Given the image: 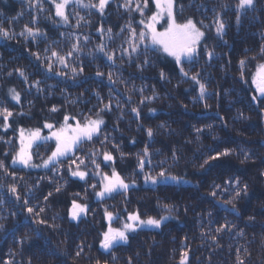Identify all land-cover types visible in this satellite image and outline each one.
Returning <instances> with one entry per match:
<instances>
[{"label":"trees","instance_id":"1","mask_svg":"<svg viewBox=\"0 0 264 264\" xmlns=\"http://www.w3.org/2000/svg\"><path fill=\"white\" fill-rule=\"evenodd\" d=\"M237 1L174 0L177 22L192 18L205 32L199 55L191 63H183L189 73L184 77L174 59L161 51L149 50L145 55L140 45L131 59L121 52V48L130 51L128 23L137 31L142 27L140 14L126 11L124 0H110L103 15L94 8L70 3L67 24L55 15L50 0H42V10L37 0H0V23L15 33L12 39L0 37V106L14 113L8 130L0 127V160L8 173L0 169V264H179L182 252L187 253L186 264H264V97L252 84L257 64L264 63L259 54L264 45V0H255L254 9L241 11L239 22ZM153 11L150 0L145 17ZM77 13L84 17L79 27ZM217 15L225 24L222 38L215 32ZM25 25L39 28L41 34L35 39L21 36ZM77 37L81 51L67 57L65 68L51 52L65 55ZM101 44L105 51L115 52L114 64L97 50ZM206 50L214 51L212 59ZM241 59L246 61L243 78ZM73 67L84 71L73 76ZM17 69L24 71L26 81ZM97 71L104 75L97 76ZM60 72L64 75L57 74ZM109 72L114 74L113 81L108 80ZM197 74L207 87L204 99H199V85L191 79ZM11 88L19 92V103L11 99ZM253 96L259 99L253 100ZM110 99L111 110L100 113L105 121L103 134L76 151V156L85 158L81 165L88 173L85 180L70 175L68 161L56 168H25L12 163L19 148L20 128L45 132V122L59 127L65 115L83 122L85 117L95 118ZM53 106L56 112L51 111ZM133 108L139 110V116ZM149 128L153 130L151 138ZM104 135L108 141L101 144ZM146 146L149 156L141 172L138 156H143ZM54 147V140L40 147L33 145V163H42L41 158L46 159ZM225 149L231 154L209 159ZM90 151L97 152L101 172L110 175L115 167L130 185L134 181V186L126 194L97 198L100 176L94 175ZM103 152L111 153L114 161H104ZM161 170L183 179L180 183L160 180L142 184L145 173L156 176ZM237 178L239 185L225 183ZM94 184L95 189L91 187ZM12 185L16 193L9 190ZM244 185L247 192L233 201L235 209L226 204ZM213 191L216 196L211 195ZM72 200L88 205L87 214L78 220L69 217ZM27 207L44 211L35 217ZM105 210L113 213L114 228L122 227L128 213L170 219L158 229L130 232L127 243L104 250L100 241L109 223ZM38 219L47 223L40 224ZM222 225L229 227L217 232Z\"/></svg>","mask_w":264,"mask_h":264},{"label":"snow or ice","instance_id":"2","mask_svg":"<svg viewBox=\"0 0 264 264\" xmlns=\"http://www.w3.org/2000/svg\"><path fill=\"white\" fill-rule=\"evenodd\" d=\"M31 3V0H29ZM50 2L55 7V15L60 17L61 20L67 24L69 22V16L66 14L67 6L72 4L80 5L84 8H94L96 9L101 15L104 14L106 6L109 5L110 0H97L96 3H92L89 0V3L84 4L82 0H50ZM150 0H136L135 7H132L133 0H124V4L122 7L131 13L132 11H136L140 14L141 19L139 20V24L142 27L137 31L136 28L132 27L131 22L128 23L127 29L129 32L128 44L129 49L121 48V52L123 54H127L129 59H131L132 53H137L139 51L140 44L144 45V52L147 55L148 51H161L167 56H170L174 59L175 63L179 66V71L182 76L187 77L189 73L185 71L183 67V63L185 61L191 63L197 55H199V47L201 41L205 38V32L202 30L201 27H198L197 23L192 19L188 18L186 21L182 23H178L173 11L174 0H151V3L155 6V11L151 13L150 16L145 17V10L149 9ZM37 5L41 7L42 10V0H37ZM255 7V0H238L236 5L237 9V22L240 20L239 13L241 11H245L248 9H254ZM2 15V14H0ZM79 17L77 20V27L80 26V21L84 20V17H80L79 13H77ZM165 20L166 26L163 30H158L157 25L162 21ZM15 19V18H14ZM36 17H33V22H35ZM11 23V21H9ZM203 25V21L199 22ZM215 23V32L218 38H222L224 35L225 24L217 15V18L214 21ZM204 27H207L204 25ZM99 31L103 32L104 29L101 28ZM111 33V29L107 30ZM124 29H121L123 32ZM39 28H32L27 25L24 26V30L20 33L21 36L32 37L33 39L36 38L37 35H40ZM15 33H10V31L3 27L2 23H0V37L5 39H12L14 38ZM77 43L72 45V49L68 51L65 55H61L59 52L53 50L51 52V56L55 57L56 60L63 65L65 68L68 67L67 57H71L74 52L81 51L79 46V37L76 38ZM85 42H87L88 37H84ZM99 52L103 53L104 56L109 61H112L113 64L115 63V52H107L105 51V46L103 44L98 46L97 49ZM47 51V49H45ZM205 54L209 59H212L214 56V51H205ZM260 55L264 56V45L261 46ZM33 55L36 56L37 59L40 58L39 53H34ZM255 59V57H253ZM145 64L148 63V60L145 59ZM246 61L241 59L239 61L241 67V78H243V68L245 66ZM49 71L52 70V64H48ZM73 76H75L78 72L83 73V67H80L78 70L77 68L73 67L72 69ZM19 75L27 80L25 73L21 69H17ZM59 75H64L63 72L57 73ZM11 75V73H9ZM97 76H103L104 74L97 71ZM113 73H108V80L113 81ZM160 76L162 79L166 78V75L163 71H161ZM191 79L199 85V99H204L207 91V87L204 83L200 81L197 75H192ZM39 81H36L35 84L38 86ZM252 84L256 87L257 92L260 94V97H264V63H258L256 66V71L252 76ZM39 90V89H38ZM142 91V89H141ZM9 95L12 100L16 103L20 102V94L16 91L15 88L9 89ZM97 97L99 98V94L97 93ZM152 98H155L154 96ZM151 99V98H145ZM253 100L259 99L257 96L252 97ZM103 102V101H101ZM143 102V101H142ZM111 99L109 100L108 104H105L103 108H101L97 113L96 117L93 118L91 116L85 117L84 121L81 122L76 117H70L65 115L63 118V122L60 123L59 127L54 125L53 123L45 122L43 125L44 129L49 130V135H42L41 128L35 129H28L25 130L24 128H20L19 131V148L15 152L12 157L13 164H20L25 168H56L57 165L62 164L64 161H68V171L71 176L78 177L80 180H85L88 176L86 171L81 170V165H85V158L76 156V151L79 150V147L84 143L92 142L94 139H98L102 133V126L105 124L103 117L100 115L101 112L110 111L111 110ZM207 107V105H205ZM117 107L119 105L117 104ZM58 109L53 106L51 111L56 112ZM154 111V110H152ZM132 112L136 113L139 116V110L137 108H133ZM14 115V113L8 108L0 106V127H2L5 131L11 126L9 123L10 118ZM75 121V123H70L69 121ZM163 126V125H162ZM200 129H197L199 132ZM147 135L149 138L153 136V130L151 128L147 129ZM0 140H3V137H0ZM55 142V147L51 151L50 155L47 156L46 159H42V163L35 164L33 163V155L31 149L33 145L40 147L41 144H46L49 141ZM108 141V136L104 135L103 140H101V144ZM7 143H11V141H7ZM114 147L119 150L118 145H114ZM103 156L104 161H114V157L109 152L100 153ZM231 154V150L225 149L222 153H217L214 156L209 157L210 160L218 159L220 156H227ZM7 155V154H6ZM123 153L121 156L123 157ZM175 155V154H174ZM88 156L91 157V163L95 165L96 172L94 175L100 176V191L95 192L97 198H104L105 196H111L113 193H120L126 194L130 187L134 186V181L130 185L125 179L121 176L119 172L116 171L115 167H112L111 174L109 175L106 172L100 171V164L96 161L97 152L90 151ZM149 156L148 147L146 146L143 150V156H138V168L141 172H143L145 167V158ZM248 157L245 156V159ZM151 162L150 160L148 161ZM205 164L208 163V160L204 161ZM75 166V167H73ZM0 169H3L6 174L7 167L3 160H0ZM59 170V169H57ZM14 176L15 174L12 173ZM22 179V178H21ZM182 177H178L175 175H171L167 173L165 170H161L157 173L156 176H152L149 173L144 174V181L145 183L151 182L152 184L159 183L160 180H171L176 183H180ZM187 182V181H185ZM226 184L235 183L239 185V179L237 178L235 181L227 180L225 181ZM94 189L97 185H91ZM217 188L220 186L217 185ZM12 193L17 192V188L15 185L10 186L9 189ZM56 191H60V187L56 188ZM241 192H247V185H244L242 189L238 188L235 192V195L232 199L225 201L226 204H232L233 208L235 209V205L233 201L241 195ZM216 192L213 191L211 193L212 196H216ZM52 193L49 192L48 196H51ZM76 195H79L77 193ZM48 196H45L44 199L47 200ZM17 200H20V196L17 195ZM24 204L27 205L28 201L24 200ZM166 209L169 207L168 205L164 206ZM27 211L30 214H33L35 217H39V214L44 211V208H40L39 211H35L32 207H27ZM88 212V205L78 203L76 200H72L71 206L69 208V217L72 220H78L81 215H86ZM105 217L108 220V227L107 230L102 233V240L100 241V247L104 250H110L114 248L116 245L121 243H127L129 240V233L136 232L140 228H160L164 221L170 219L169 216H161L159 218L148 216L147 218H141L139 212L135 213H128L126 220L124 221L122 227L114 228L111 226V222L113 220V213L108 212L105 210ZM118 218V217H117ZM249 219H253V217H249ZM38 223L46 224L47 222L43 219H38ZM3 225H0L2 228ZM229 227L228 225H222L220 228H217V232H220L224 228ZM242 234V233H241ZM82 250V249H81ZM77 256L80 255V252L76 253ZM187 260V253H181V259L179 264H186ZM239 260V257H238ZM5 264H11L10 261H6ZM31 264V261H29ZM99 264V261H97ZM239 264H243V261H239Z\"/></svg>","mask_w":264,"mask_h":264},{"label":"rangeland","instance_id":"3","mask_svg":"<svg viewBox=\"0 0 264 264\" xmlns=\"http://www.w3.org/2000/svg\"><path fill=\"white\" fill-rule=\"evenodd\" d=\"M237 3H238V1H237ZM243 12V11H242ZM220 18V17H219ZM165 20H166V17H165V19L164 20H162L158 25H157V29L158 30H163V28L166 26V24H165ZM181 23V22H180ZM202 42V41H201ZM142 47H144V45L143 44H140ZM75 122H73V124H74ZM41 134L42 135H44V136H46V135H49V130L47 129L45 132H41ZM142 184L143 185H146L147 183H145V181H144V176L142 177Z\"/></svg>","mask_w":264,"mask_h":264}]
</instances>
